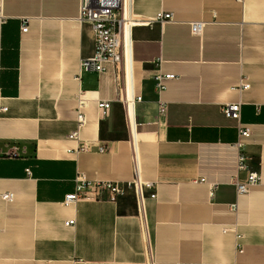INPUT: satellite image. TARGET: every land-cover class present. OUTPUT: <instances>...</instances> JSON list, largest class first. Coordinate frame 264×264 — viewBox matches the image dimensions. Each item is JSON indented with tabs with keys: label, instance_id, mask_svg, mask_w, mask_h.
Listing matches in <instances>:
<instances>
[{
	"label": "crops",
	"instance_id": "obj_1",
	"mask_svg": "<svg viewBox=\"0 0 264 264\" xmlns=\"http://www.w3.org/2000/svg\"><path fill=\"white\" fill-rule=\"evenodd\" d=\"M0 6V195L14 194L0 196V264H264V0H127L129 51L102 73L81 65L95 50L81 0ZM160 73L177 77L158 94ZM237 101L261 175L244 194L238 121L222 110ZM79 171L123 191L66 205Z\"/></svg>",
	"mask_w": 264,
	"mask_h": 264
},
{
	"label": "built area",
	"instance_id": "obj_2",
	"mask_svg": "<svg viewBox=\"0 0 264 264\" xmlns=\"http://www.w3.org/2000/svg\"><path fill=\"white\" fill-rule=\"evenodd\" d=\"M127 0H81V19L88 21L92 24L95 31V50L94 54L90 58L82 60V68L87 70H94L98 73H102L106 70V64L113 62L119 65L121 68L125 59L126 53V36L127 26L129 25V19L125 15ZM173 14L171 12H160L157 18L161 21L172 19ZM0 19L3 20L2 8L0 6ZM27 19L22 20V30L26 31L28 28ZM203 29V21H193L192 31L194 34H201ZM177 75L174 73L158 74L156 77V91L161 94L166 88V81L168 79H174ZM250 87V83L247 80H242L239 88L245 89ZM140 99V97H138ZM165 102L161 101V109H165ZM86 100L79 98L76 108L77 125L76 128L69 133V138L76 141L78 144L81 142V129L84 127L87 121L86 113ZM99 107L102 109V113L105 114L110 107V102L101 101ZM8 110L6 105L0 103V119L2 113ZM226 116L234 118L238 121V140L235 142V146L238 149L237 155V169L238 171L247 172V178L244 181L236 180V191L238 194L248 193L250 187L261 181V175L255 170H251L248 167L247 155L244 152V138L250 135L251 129L249 126L242 123V102H228L222 107ZM86 145H79L77 151L85 149ZM103 150V147H101ZM200 180H204L201 178ZM76 187L75 191L65 195L63 200L64 204H74L82 199L100 197L101 193L105 190L109 191V198L115 200L117 195L122 193L123 189L111 181L95 180L89 181L84 172L79 171L75 178ZM216 185L211 186L210 194L214 195ZM1 198L5 201H12L14 194L10 192L2 193ZM154 196V194H153ZM231 208L236 211L238 204L232 203ZM67 225L75 224V219L66 221ZM238 250L241 251L242 247L238 243Z\"/></svg>",
	"mask_w": 264,
	"mask_h": 264
},
{
	"label": "bare ground",
	"instance_id": "obj_3",
	"mask_svg": "<svg viewBox=\"0 0 264 264\" xmlns=\"http://www.w3.org/2000/svg\"><path fill=\"white\" fill-rule=\"evenodd\" d=\"M130 38H131V29H130V23L127 26V36H126V51H129L130 47Z\"/></svg>",
	"mask_w": 264,
	"mask_h": 264
}]
</instances>
